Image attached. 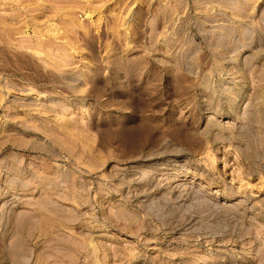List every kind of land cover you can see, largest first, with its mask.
I'll use <instances>...</instances> for the list:
<instances>
[{"label":"rangeland","instance_id":"rangeland-1","mask_svg":"<svg viewBox=\"0 0 264 264\" xmlns=\"http://www.w3.org/2000/svg\"><path fill=\"white\" fill-rule=\"evenodd\" d=\"M0 264H264V0H0Z\"/></svg>","mask_w":264,"mask_h":264}]
</instances>
